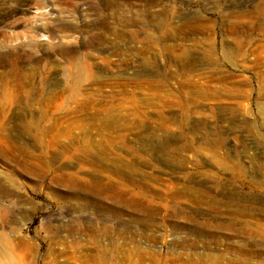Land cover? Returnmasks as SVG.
<instances>
[{
    "label": "rangeland",
    "instance_id": "1",
    "mask_svg": "<svg viewBox=\"0 0 264 264\" xmlns=\"http://www.w3.org/2000/svg\"><path fill=\"white\" fill-rule=\"evenodd\" d=\"M0 10V233L26 264H264V0Z\"/></svg>",
    "mask_w": 264,
    "mask_h": 264
},
{
    "label": "bare ground",
    "instance_id": "2",
    "mask_svg": "<svg viewBox=\"0 0 264 264\" xmlns=\"http://www.w3.org/2000/svg\"><path fill=\"white\" fill-rule=\"evenodd\" d=\"M4 6V5H3ZM7 11L0 10V24L4 23L3 18L7 15ZM44 30L43 27L34 31L35 35L40 34ZM4 53L0 52V57H3ZM8 110V102L6 100H0V113L6 112ZM10 239L4 233H0V264H26L27 254L25 251H22L20 254L16 252L15 249L9 247ZM24 246V242H23Z\"/></svg>",
    "mask_w": 264,
    "mask_h": 264
}]
</instances>
